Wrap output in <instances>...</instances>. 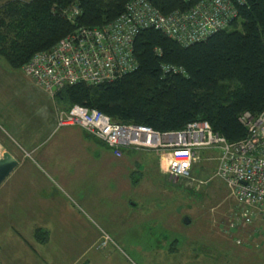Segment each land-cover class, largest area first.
Segmentation results:
<instances>
[{"label": "rangeland", "instance_id": "rangeland-1", "mask_svg": "<svg viewBox=\"0 0 264 264\" xmlns=\"http://www.w3.org/2000/svg\"><path fill=\"white\" fill-rule=\"evenodd\" d=\"M54 105L0 58V159L19 160L0 186V264H264V221L236 226L216 153L170 180L154 152L117 158L79 127L46 129Z\"/></svg>", "mask_w": 264, "mask_h": 264}, {"label": "trees", "instance_id": "trees-1", "mask_svg": "<svg viewBox=\"0 0 264 264\" xmlns=\"http://www.w3.org/2000/svg\"><path fill=\"white\" fill-rule=\"evenodd\" d=\"M129 1L8 0L0 6V58L22 70L77 29L115 21ZM151 2L165 13L186 7L181 0ZM134 55V72L111 83L66 87L56 101L64 110L85 106L115 123L157 132L207 121L229 143L247 138L244 113L258 117L264 111V0H247L231 27L188 47L159 31H142ZM166 66L182 73H167Z\"/></svg>", "mask_w": 264, "mask_h": 264}, {"label": "built area", "instance_id": "built-area-1", "mask_svg": "<svg viewBox=\"0 0 264 264\" xmlns=\"http://www.w3.org/2000/svg\"><path fill=\"white\" fill-rule=\"evenodd\" d=\"M185 8L163 12L151 0H130L124 12L101 28H79L49 52L34 55L22 72L55 99L64 88L78 84L101 85L121 79L138 68L134 55L136 37L156 30L188 47L231 27L239 6L247 0H181ZM76 12V11H75ZM165 72L182 73L166 66ZM57 127H79L109 147L117 158L125 150L154 152L161 158L170 180L190 181L199 171L204 153L217 154L216 176L235 200L236 226L264 221V111L240 121L248 136L229 143L207 121L189 123L184 129L157 132L147 126L118 124L96 109L75 105L57 109ZM109 237H104L106 245Z\"/></svg>", "mask_w": 264, "mask_h": 264}, {"label": "water", "instance_id": "water-1", "mask_svg": "<svg viewBox=\"0 0 264 264\" xmlns=\"http://www.w3.org/2000/svg\"><path fill=\"white\" fill-rule=\"evenodd\" d=\"M57 94L60 95L61 92ZM18 166L19 161L10 153L0 159V186L10 177ZM185 224H190L188 218L185 220Z\"/></svg>", "mask_w": 264, "mask_h": 264}, {"label": "crops", "instance_id": "crops-1", "mask_svg": "<svg viewBox=\"0 0 264 264\" xmlns=\"http://www.w3.org/2000/svg\"><path fill=\"white\" fill-rule=\"evenodd\" d=\"M45 93H46V92H45ZM52 99H53V98H52ZM53 100H54V99H53ZM54 107H55V109L53 110V111H54V113H53V116H54V117L51 119V121L48 122L47 125H45V128H46V129H47V128H50V127H53V126H54V129H57V128H58V127H57V119H56V118H57V108H56L55 105H54ZM14 126H15V125H14ZM22 126H23V125H22ZM55 127H56V128H55ZM15 128H16V126H15ZM16 130H17V128H16ZM24 130H25V129H19V131H20V132H23V134H24V132H25ZM30 133H31V134H28V135L34 136V134L37 133V132H36V129L33 128V130H31ZM20 135H21V134H20ZM24 137H25V136L23 135V136H22V139H23L25 142H28V141L31 140V138H26V139H25ZM11 141H12V140H11ZM12 142H13V141H12ZM13 143H14V142H13ZM20 147H21V146H20ZM21 149H23V146L21 147ZM32 149H33V148H32ZM23 151H24V150H23ZM18 161H19V160H18ZM53 170L55 171L56 168L53 167ZM11 175H12V174H11ZM11 175H10V177H11ZM60 175H61L62 178L65 177V174H64V173H60ZM10 177H9V178H10ZM9 178H8V179H9ZM8 179H7V180H8ZM4 183H5V182H4ZM4 183H3V184H4ZM3 184H2V185H3ZM36 230L38 231L39 229H38V228H35V231H36ZM13 259H14V257H11V259H9V260L12 261Z\"/></svg>", "mask_w": 264, "mask_h": 264}, {"label": "bare ground", "instance_id": "bare-ground-1", "mask_svg": "<svg viewBox=\"0 0 264 264\" xmlns=\"http://www.w3.org/2000/svg\"><path fill=\"white\" fill-rule=\"evenodd\" d=\"M61 93H62V91H61Z\"/></svg>", "mask_w": 264, "mask_h": 264}]
</instances>
